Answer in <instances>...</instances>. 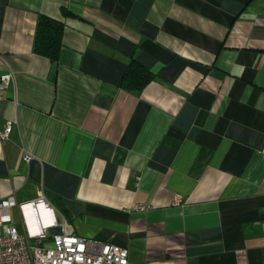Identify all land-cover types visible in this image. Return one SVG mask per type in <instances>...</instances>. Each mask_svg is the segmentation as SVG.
<instances>
[{
  "label": "crops",
  "instance_id": "1",
  "mask_svg": "<svg viewBox=\"0 0 264 264\" xmlns=\"http://www.w3.org/2000/svg\"><path fill=\"white\" fill-rule=\"evenodd\" d=\"M41 14L56 63L33 51ZM6 72L0 198L44 194L131 264H264V0H0Z\"/></svg>",
  "mask_w": 264,
  "mask_h": 264
},
{
  "label": "built area",
  "instance_id": "2",
  "mask_svg": "<svg viewBox=\"0 0 264 264\" xmlns=\"http://www.w3.org/2000/svg\"><path fill=\"white\" fill-rule=\"evenodd\" d=\"M11 73L0 75V100ZM12 130L8 121L0 139ZM30 156L23 160L29 162ZM143 209L142 206H137ZM14 210L22 228L15 225ZM0 264H131L128 250L112 242L84 238L64 231V221L44 194L19 202L11 194L0 198Z\"/></svg>",
  "mask_w": 264,
  "mask_h": 264
},
{
  "label": "trees",
  "instance_id": "3",
  "mask_svg": "<svg viewBox=\"0 0 264 264\" xmlns=\"http://www.w3.org/2000/svg\"><path fill=\"white\" fill-rule=\"evenodd\" d=\"M63 23L54 18L39 15L34 36L33 51L57 62L62 46ZM154 74L138 62H131L123 76L121 86L130 90H141Z\"/></svg>",
  "mask_w": 264,
  "mask_h": 264
},
{
  "label": "rangeland",
  "instance_id": "4",
  "mask_svg": "<svg viewBox=\"0 0 264 264\" xmlns=\"http://www.w3.org/2000/svg\"><path fill=\"white\" fill-rule=\"evenodd\" d=\"M15 219H16V220H15V221H16V222H15L16 227H17L18 229H21V228H22V225H21V221H20L19 216L17 215ZM67 225H68V223H67Z\"/></svg>",
  "mask_w": 264,
  "mask_h": 264
}]
</instances>
